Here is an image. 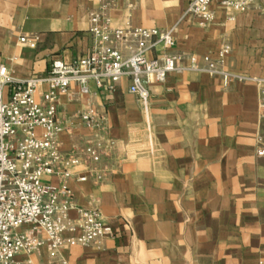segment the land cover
<instances>
[{"label":"crops","instance_id":"0c3cea01","mask_svg":"<svg viewBox=\"0 0 264 264\" xmlns=\"http://www.w3.org/2000/svg\"><path fill=\"white\" fill-rule=\"evenodd\" d=\"M189 2L116 0L109 16L114 27L128 20L132 27L173 29V47L150 56H194L197 69L149 85L146 101L128 91L127 78L113 91L91 82L81 94L73 85L72 95L60 99L59 115L71 128L59 137L62 151L90 136L76 120L89 107L106 116L114 141L101 182H69L76 206L97 209L112 236L61 247L56 257L67 264H264V154H257L264 147V0L242 12L213 0L206 28L186 14ZM101 3L0 0V62L24 79L44 74L54 58L84 55L92 47L88 13ZM33 36L35 48L19 41ZM223 46L229 50L221 68L250 79L201 70L203 57L215 60ZM30 256L35 264L51 257L44 247Z\"/></svg>","mask_w":264,"mask_h":264},{"label":"built area","instance_id":"2783aa9c","mask_svg":"<svg viewBox=\"0 0 264 264\" xmlns=\"http://www.w3.org/2000/svg\"><path fill=\"white\" fill-rule=\"evenodd\" d=\"M116 0H102L88 13V32L92 47L69 62L54 58L42 75L15 78L0 62V264H35L31 254L46 248L48 264H67L56 254L64 246L91 245L112 236L111 227L97 209L76 206L69 182H101L107 173L103 156L112 149L107 136L106 116L94 107L76 115V120L90 133L80 147L62 151L59 137L71 130L61 119V97L72 95V86L81 94L96 88L113 91L122 78L129 80L128 91L146 101L151 84L163 83L167 75L179 70H195V57L178 52H150L158 47H173V29L112 26L109 10ZM213 0H190L186 14L196 25L206 28L213 23ZM253 0H220L226 11L242 12ZM19 41L35 48L37 36ZM223 46L215 60L204 56L201 70L220 75L224 80H248L244 74L224 71L221 66L228 53ZM189 60L186 65L183 60ZM200 70V69H199ZM255 80V79H253ZM261 82V81H258ZM264 88L259 101L264 115ZM264 154V147L257 148ZM82 172L77 173V169ZM55 178V183L46 181ZM76 217L72 218L70 212ZM69 234V236H65Z\"/></svg>","mask_w":264,"mask_h":264}]
</instances>
